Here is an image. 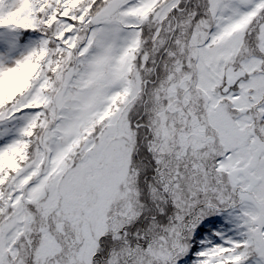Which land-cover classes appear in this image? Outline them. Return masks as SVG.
<instances>
[{"label":"snow or ice","instance_id":"snow-or-ice-1","mask_svg":"<svg viewBox=\"0 0 264 264\" xmlns=\"http://www.w3.org/2000/svg\"><path fill=\"white\" fill-rule=\"evenodd\" d=\"M0 140V264H264V0H0Z\"/></svg>","mask_w":264,"mask_h":264},{"label":"rangeland","instance_id":"rangeland-1","mask_svg":"<svg viewBox=\"0 0 264 264\" xmlns=\"http://www.w3.org/2000/svg\"><path fill=\"white\" fill-rule=\"evenodd\" d=\"M4 143V141L0 140V145H2ZM213 219H216L215 217ZM210 227V226H209ZM211 231H216V229H211ZM205 235L208 236L209 239H212L213 240V243H217L219 241H217L214 237H212L210 234H209V230H205ZM229 236H231L232 234L229 232L228 233ZM197 248H199V245H197ZM197 248H194L193 251H196Z\"/></svg>","mask_w":264,"mask_h":264}]
</instances>
